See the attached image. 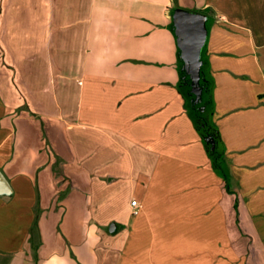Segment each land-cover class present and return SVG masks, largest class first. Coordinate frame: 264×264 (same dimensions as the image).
Returning <instances> with one entry per match:
<instances>
[{"label":"crops","instance_id":"0c3cea01","mask_svg":"<svg viewBox=\"0 0 264 264\" xmlns=\"http://www.w3.org/2000/svg\"><path fill=\"white\" fill-rule=\"evenodd\" d=\"M177 8L214 14L218 164ZM0 170V264H264V0H0Z\"/></svg>","mask_w":264,"mask_h":264},{"label":"water","instance_id":"95a60500","mask_svg":"<svg viewBox=\"0 0 264 264\" xmlns=\"http://www.w3.org/2000/svg\"><path fill=\"white\" fill-rule=\"evenodd\" d=\"M174 29L177 39V47L184 61V69L191 80L192 93L195 95V103L201 101L202 88L200 86L201 55L207 43L208 16L200 12L177 8L173 14ZM10 184L0 170V194L9 192ZM116 225L110 226V232H114Z\"/></svg>","mask_w":264,"mask_h":264},{"label":"trees","instance_id":"16d2710c","mask_svg":"<svg viewBox=\"0 0 264 264\" xmlns=\"http://www.w3.org/2000/svg\"><path fill=\"white\" fill-rule=\"evenodd\" d=\"M211 23L207 21L209 29ZM206 46H204L201 55L200 86L202 88L201 101L195 103V95L192 93L191 80L184 69V61L181 58L178 49V72H179V89L185 98V107L192 119L195 128L199 132L206 151L210 154L213 161L218 164L221 151L222 140L218 129L212 123L211 113L214 107L213 101V80L209 75V61L206 56Z\"/></svg>","mask_w":264,"mask_h":264},{"label":"built area","instance_id":"2783aa9c","mask_svg":"<svg viewBox=\"0 0 264 264\" xmlns=\"http://www.w3.org/2000/svg\"><path fill=\"white\" fill-rule=\"evenodd\" d=\"M130 207H131V215L137 216L140 214L141 205L137 200H132L130 202Z\"/></svg>","mask_w":264,"mask_h":264},{"label":"rangeland","instance_id":"374dc122","mask_svg":"<svg viewBox=\"0 0 264 264\" xmlns=\"http://www.w3.org/2000/svg\"><path fill=\"white\" fill-rule=\"evenodd\" d=\"M174 11H175V9H173ZM204 14H206L207 16H208V21L210 22V23H212V21L214 20V14H213V12H210V11H207L206 13H204ZM119 227V226H118ZM243 250V249H242Z\"/></svg>","mask_w":264,"mask_h":264}]
</instances>
